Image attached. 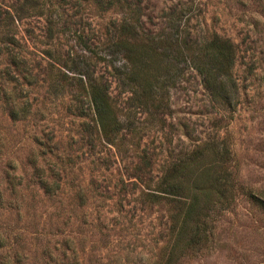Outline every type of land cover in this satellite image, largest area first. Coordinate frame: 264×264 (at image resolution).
<instances>
[{
	"label": "rangeland",
	"instance_id": "obj_1",
	"mask_svg": "<svg viewBox=\"0 0 264 264\" xmlns=\"http://www.w3.org/2000/svg\"><path fill=\"white\" fill-rule=\"evenodd\" d=\"M215 38L232 106L191 62ZM0 264H264V0H0Z\"/></svg>",
	"mask_w": 264,
	"mask_h": 264
},
{
	"label": "trees",
	"instance_id": "obj_2",
	"mask_svg": "<svg viewBox=\"0 0 264 264\" xmlns=\"http://www.w3.org/2000/svg\"><path fill=\"white\" fill-rule=\"evenodd\" d=\"M134 29V26L126 23L122 25V30L120 33L129 34L131 38H133L136 36L134 33ZM120 41V44H123V41ZM128 44V47L124 50L125 54L135 55L133 59L128 58V60L130 62H132L131 60H135L138 64V67H141L139 69L137 67L131 68V73L137 76L140 72L143 75L144 71L150 69V66H154L153 64L147 65L148 59L150 57L155 58V55L157 54H154L153 51L149 48L137 50L134 49L132 44ZM115 47V52L123 50L120 48L119 44H116ZM165 51H167V49H165ZM198 51V55L201 53V56L192 58L191 62L195 66V69L199 71V73L203 77V82L206 88L212 93L215 99L223 101V103L227 106H232L233 99L236 96V85L233 84L232 76L230 74V70L232 65L234 64L235 59L233 45L229 41L215 38L211 42L200 45ZM178 54L182 56V53ZM161 59L168 62L167 64L169 65L164 67V71L167 72V76H171L170 74L173 69V63L174 61H179V58L173 53L169 54L164 52L163 54H161ZM132 63L136 65L134 61ZM88 89L90 98L95 107L98 119L101 122V126L103 127V129L106 130L108 125L111 123V120L113 119L114 125L117 124L118 126L117 120L115 119L112 108L109 104L105 87L99 84L96 80L90 79L89 77ZM111 117L112 119L110 120L109 118ZM173 180V176H170L166 178V181L164 183L166 186H169L170 192H175L181 189V185H179L178 183H174ZM223 181H225V178L222 176H218L215 179V185L219 186ZM197 209L198 200L194 198L191 203V211ZM198 232L199 231L195 233V237L200 236Z\"/></svg>",
	"mask_w": 264,
	"mask_h": 264
}]
</instances>
